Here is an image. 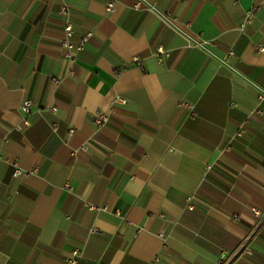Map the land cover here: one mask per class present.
I'll use <instances>...</instances> for the list:
<instances>
[{
	"label": "crops",
	"instance_id": "1",
	"mask_svg": "<svg viewBox=\"0 0 264 264\" xmlns=\"http://www.w3.org/2000/svg\"><path fill=\"white\" fill-rule=\"evenodd\" d=\"M105 3L0 0V264H264V0Z\"/></svg>",
	"mask_w": 264,
	"mask_h": 264
},
{
	"label": "built area",
	"instance_id": "2",
	"mask_svg": "<svg viewBox=\"0 0 264 264\" xmlns=\"http://www.w3.org/2000/svg\"><path fill=\"white\" fill-rule=\"evenodd\" d=\"M116 5V0H106L105 6H106V12L108 14H111L114 12ZM58 15L61 16L64 20V28L63 33L64 37L60 41V48L62 49L63 56L66 59H69L70 61H74L79 52H81L86 43L88 42L89 38L91 37V33H86L83 35L80 39H78L76 42L73 41V26L71 22L69 21V8L67 6H62L60 10L58 11ZM249 18L246 19V21L239 26V31L242 33L246 23L248 22ZM255 49L257 52H264V46L261 44H258L255 46ZM234 53L232 50H230L227 54V57L225 61H228L229 57L232 56ZM261 98V97H260ZM21 111L23 113L22 118V124L24 126L29 125V121L27 120V116L29 115L31 111V102L25 101L21 105ZM93 122L97 127H103L108 122V116L105 113H97L93 117ZM16 130L20 129V125L15 126ZM71 133L73 130L70 131ZM243 133V129H240L237 133V136H241ZM15 175L19 174V170H16L14 172ZM192 207V206H189ZM254 214L257 216H260L261 213L257 210H253ZM245 253L250 254V250L248 248L244 249ZM77 252L72 253V258L69 260V264H75V256Z\"/></svg>",
	"mask_w": 264,
	"mask_h": 264
}]
</instances>
